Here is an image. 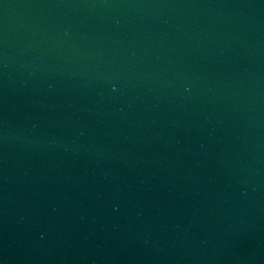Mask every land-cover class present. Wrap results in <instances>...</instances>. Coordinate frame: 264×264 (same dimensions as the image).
<instances>
[{"label":"water","instance_id":"1","mask_svg":"<svg viewBox=\"0 0 264 264\" xmlns=\"http://www.w3.org/2000/svg\"><path fill=\"white\" fill-rule=\"evenodd\" d=\"M0 264H264V0H0Z\"/></svg>","mask_w":264,"mask_h":264}]
</instances>
